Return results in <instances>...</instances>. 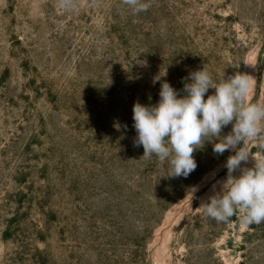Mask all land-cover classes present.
Masks as SVG:
<instances>
[{"label":"rangeland","instance_id":"374dc122","mask_svg":"<svg viewBox=\"0 0 264 264\" xmlns=\"http://www.w3.org/2000/svg\"><path fill=\"white\" fill-rule=\"evenodd\" d=\"M150 3L134 15L121 0H0V264H264V222L202 206L234 152L205 142L172 178L134 146L132 111L165 80L185 95L203 67L250 75L264 102V0Z\"/></svg>","mask_w":264,"mask_h":264},{"label":"clouds","instance_id":"9594fccd","mask_svg":"<svg viewBox=\"0 0 264 264\" xmlns=\"http://www.w3.org/2000/svg\"><path fill=\"white\" fill-rule=\"evenodd\" d=\"M121 2L134 15L151 6L150 0ZM58 6L70 10L76 7V0H58ZM159 80L156 77L153 84ZM185 80V95L181 96L165 80L155 105L134 103V146H143V158L155 155L160 162L167 163V175L172 178H187L197 168L194 152L205 142L213 144L216 154L234 152L225 163L227 177L219 182L220 190L215 191L214 185V194L202 204L205 215L222 222L239 212L245 224L264 222V156H254L247 147L256 143L264 151V102H251V76L236 72L216 81L203 67L190 72ZM209 89L215 92L205 99ZM230 124L231 131L222 135ZM250 156L252 166H242ZM236 172L239 175H234Z\"/></svg>","mask_w":264,"mask_h":264}]
</instances>
